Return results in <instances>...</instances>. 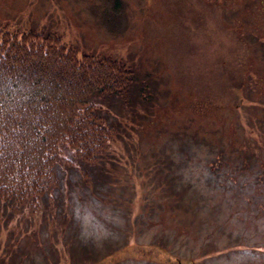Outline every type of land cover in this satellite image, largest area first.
<instances>
[{"label": "rangeland", "instance_id": "374dc122", "mask_svg": "<svg viewBox=\"0 0 264 264\" xmlns=\"http://www.w3.org/2000/svg\"><path fill=\"white\" fill-rule=\"evenodd\" d=\"M4 21L137 82L131 111L97 99L126 130L110 174L79 184L65 148L56 208L0 209V264H264V0H0Z\"/></svg>", "mask_w": 264, "mask_h": 264}, {"label": "trees", "instance_id": "16d2710c", "mask_svg": "<svg viewBox=\"0 0 264 264\" xmlns=\"http://www.w3.org/2000/svg\"><path fill=\"white\" fill-rule=\"evenodd\" d=\"M132 74L120 56L76 55V47L50 29L0 23V209H37L52 198L56 208V163L65 148L76 160L75 169L65 171H76L79 184L102 181L109 140L126 144L127 136L97 99L114 114L131 111Z\"/></svg>", "mask_w": 264, "mask_h": 264}]
</instances>
